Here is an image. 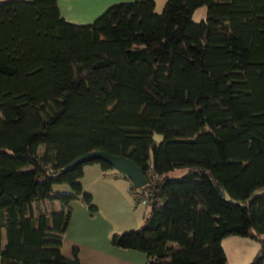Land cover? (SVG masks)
<instances>
[{"label": "trees", "instance_id": "16d2710c", "mask_svg": "<svg viewBox=\"0 0 264 264\" xmlns=\"http://www.w3.org/2000/svg\"><path fill=\"white\" fill-rule=\"evenodd\" d=\"M92 150L157 175L111 245L143 264H228L233 235L262 264L264 0L124 1L80 25L57 0H0V264H80L60 244L71 201L96 209L82 167L116 174L67 168Z\"/></svg>", "mask_w": 264, "mask_h": 264}, {"label": "crops", "instance_id": "0c3cea01", "mask_svg": "<svg viewBox=\"0 0 264 264\" xmlns=\"http://www.w3.org/2000/svg\"><path fill=\"white\" fill-rule=\"evenodd\" d=\"M124 1L130 0H57V6L64 19L80 25L92 22L108 6ZM101 172L98 163L83 165L79 184L90 195L96 209L89 212L78 200L69 203V219L60 252L66 258H77L80 264H143V253L114 247L109 237L112 233L136 228L146 209L142 204H134L126 193L128 180L113 176L102 178ZM53 191L69 192V188L58 184ZM221 246L228 264H246L259 243L229 235L221 239ZM73 247L76 248L74 255Z\"/></svg>", "mask_w": 264, "mask_h": 264}, {"label": "water", "instance_id": "95a60500", "mask_svg": "<svg viewBox=\"0 0 264 264\" xmlns=\"http://www.w3.org/2000/svg\"><path fill=\"white\" fill-rule=\"evenodd\" d=\"M101 160L124 175L133 187H141L146 180L143 171L137 167L131 160L121 155H114L103 150H92L75 157L68 163L67 168L89 160ZM261 251L264 253V243Z\"/></svg>", "mask_w": 264, "mask_h": 264}, {"label": "rangeland", "instance_id": "374dc122", "mask_svg": "<svg viewBox=\"0 0 264 264\" xmlns=\"http://www.w3.org/2000/svg\"><path fill=\"white\" fill-rule=\"evenodd\" d=\"M130 1H134V0H130ZM164 1L165 0H158V1H156V3H154V11L155 12H159L160 10H161V8H162V6H163V3H164ZM203 16H204V8L201 6V7H198L197 9H195L194 10V12H193V14H192V20L193 21H198L199 19H201V18H203ZM115 172H116V174L112 171V169H109V170H107V173H108V176H114V174L115 175H121V173H119L118 171H116L115 169H113ZM183 172V169L181 168V169H175V170H173V171H171V172H169V176L170 177H177V176H179L181 173ZM58 184H54L53 185V188L55 187V186H57ZM64 185V184H63ZM264 190V188L263 189H261V190H257L256 191V193H259V192H261V191H263ZM57 192H63V191H57ZM93 204V203H92ZM149 210V208L147 207V209H146V211H148ZM134 229V228H133Z\"/></svg>", "mask_w": 264, "mask_h": 264}, {"label": "built area", "instance_id": "2783aa9c", "mask_svg": "<svg viewBox=\"0 0 264 264\" xmlns=\"http://www.w3.org/2000/svg\"><path fill=\"white\" fill-rule=\"evenodd\" d=\"M144 177L146 180L144 185L152 186L155 183L157 175L154 174L152 172V170L149 168L146 171V173L144 174ZM129 192H130L129 194L131 196V199L134 202L142 204L147 200V197H148V190L147 189H141L140 187H133L131 185V190Z\"/></svg>", "mask_w": 264, "mask_h": 264}]
</instances>
